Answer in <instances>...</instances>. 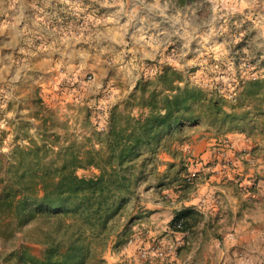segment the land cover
I'll return each instance as SVG.
<instances>
[{"label": "rangeland", "instance_id": "374dc122", "mask_svg": "<svg viewBox=\"0 0 264 264\" xmlns=\"http://www.w3.org/2000/svg\"><path fill=\"white\" fill-rule=\"evenodd\" d=\"M28 1L2 0L0 5V27L12 31L10 65L0 64V153L15 144L39 143L43 133L88 146L94 133L104 130L109 110L122 108L135 81L163 65L215 91L236 112L248 110L230 132H241L264 148V116L254 114L244 84L264 77V0H33L32 7ZM190 128L182 132V142L193 134L219 136L227 125L217 129L201 122L192 133ZM181 143L170 144L176 158ZM156 154L135 168L137 198L112 221L104 247L96 249L100 264H162L159 257L141 254L161 247L162 235L143 230L156 195L150 187L160 177ZM181 163L178 159L162 175L173 178ZM77 174L89 176L94 170ZM42 227L30 222L16 229L4 251L22 247L40 257ZM128 245L147 247L137 250L134 260L120 253Z\"/></svg>", "mask_w": 264, "mask_h": 264}, {"label": "trees", "instance_id": "16d2710c", "mask_svg": "<svg viewBox=\"0 0 264 264\" xmlns=\"http://www.w3.org/2000/svg\"><path fill=\"white\" fill-rule=\"evenodd\" d=\"M244 84L254 114L264 116V77ZM247 114L163 65L135 81L122 108L109 110L104 130L94 133L88 146L59 140L52 133L41 134L39 143L13 145L0 153V264H100L96 249L104 247L112 221L137 198L135 168L159 149L173 154L170 144L181 143L187 128L205 122L217 129L227 125L226 133ZM180 167V172L185 170L182 163ZM87 168L94 174H77ZM200 218L193 207H183L173 213L168 228L188 230ZM30 222L43 224L40 257L22 247L4 251L15 230ZM177 222L179 229L174 227ZM122 236H115L113 246Z\"/></svg>", "mask_w": 264, "mask_h": 264}, {"label": "crops", "instance_id": "0c3cea01", "mask_svg": "<svg viewBox=\"0 0 264 264\" xmlns=\"http://www.w3.org/2000/svg\"><path fill=\"white\" fill-rule=\"evenodd\" d=\"M32 4L33 0L26 3L28 7ZM11 32L0 27V64L7 66L12 59ZM178 151L177 158L163 149L156 154L160 177L150 187L156 195L152 197L149 220L143 226L148 235H162L158 245L167 254L159 261L264 264V148L257 147L241 132H226L216 137L190 135ZM178 159L185 170L173 178L162 175L169 173ZM191 174L195 177L190 178ZM183 207H193L201 218L190 229L173 232L168 222ZM145 247L128 245L120 253L132 254L135 260L137 250ZM148 256H154L152 251H148Z\"/></svg>", "mask_w": 264, "mask_h": 264}, {"label": "built area", "instance_id": "2783aa9c", "mask_svg": "<svg viewBox=\"0 0 264 264\" xmlns=\"http://www.w3.org/2000/svg\"><path fill=\"white\" fill-rule=\"evenodd\" d=\"M192 177H195V174H191L190 175V178H192ZM174 227L176 229H179L180 228V222L175 223ZM148 251H152V254L154 256H156V257H159V258H162L163 255H164L163 249L161 247H159V246L151 247L150 250H148ZM147 253H148L147 251L141 250V254L142 255H145Z\"/></svg>", "mask_w": 264, "mask_h": 264}]
</instances>
